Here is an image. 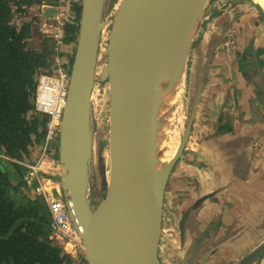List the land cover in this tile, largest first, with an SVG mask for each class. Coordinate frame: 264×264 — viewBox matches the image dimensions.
<instances>
[{
  "label": "water",
  "instance_id": "95a60500",
  "mask_svg": "<svg viewBox=\"0 0 264 264\" xmlns=\"http://www.w3.org/2000/svg\"><path fill=\"white\" fill-rule=\"evenodd\" d=\"M198 1L120 0L110 23L104 17L106 0L79 2L56 157L66 209L87 264H159L165 188L186 149L208 66V53L196 70L190 64L210 0H204L197 32L185 55L184 81L187 78L190 85L188 109L174 155L167 161L149 150L141 106L159 51L171 35L181 31L185 15ZM254 5L264 20L260 8ZM58 10L56 5L45 4L39 14L54 20ZM107 25L110 29L104 43ZM39 31L53 33L54 29L39 27ZM104 49L106 58L101 62ZM184 92L183 87L181 102ZM104 94H108L107 101V97L102 98ZM105 104L108 146L104 145L96 111ZM103 220L110 226L105 240L97 232ZM263 253L264 240L236 263L251 264ZM196 257L190 246L178 264H195Z\"/></svg>",
  "mask_w": 264,
  "mask_h": 264
},
{
  "label": "crops",
  "instance_id": "0c3cea01",
  "mask_svg": "<svg viewBox=\"0 0 264 264\" xmlns=\"http://www.w3.org/2000/svg\"><path fill=\"white\" fill-rule=\"evenodd\" d=\"M55 1L65 0L46 3ZM28 11L39 14L34 4ZM229 34L235 46L227 50ZM65 50L68 58L72 46ZM192 52L193 71L209 56L208 66L191 127L196 136L165 188L159 264L161 251L178 264L190 246L195 264H248L236 262L264 240V20L253 1L210 0ZM40 141L33 139L27 161Z\"/></svg>",
  "mask_w": 264,
  "mask_h": 264
},
{
  "label": "trees",
  "instance_id": "16d2710c",
  "mask_svg": "<svg viewBox=\"0 0 264 264\" xmlns=\"http://www.w3.org/2000/svg\"><path fill=\"white\" fill-rule=\"evenodd\" d=\"M79 2L69 0L68 15L73 17L63 25L67 44L75 43L77 37ZM43 3L0 0V264H87L83 256L74 260L50 240L45 202L25 194L23 176L27 168L15 161L28 159L33 139L44 135L45 117L33 113L29 118L28 113L33 109L36 75L52 70L56 52L49 37L52 44L44 42L40 50L29 46L30 24H17L14 17L22 15L26 7Z\"/></svg>",
  "mask_w": 264,
  "mask_h": 264
},
{
  "label": "built area",
  "instance_id": "2783aa9c",
  "mask_svg": "<svg viewBox=\"0 0 264 264\" xmlns=\"http://www.w3.org/2000/svg\"><path fill=\"white\" fill-rule=\"evenodd\" d=\"M56 19H44L41 27H52L53 33H48L54 44L56 54L52 60V70L41 72L36 77V88L33 94V110L45 117L44 135L41 152L32 164L24 163L30 169V179L34 177L36 184L33 191L41 196L47 208L50 219L49 238L70 256H78L83 248L73 225L64 201V187L56 176H53V167H57L52 146L58 136L61 116L67 96L69 72L61 65V48L63 46V25L68 19V6L58 4ZM47 33V32H45ZM232 44L231 40L225 42L226 46ZM52 170V171H51ZM45 175L47 178H44ZM58 180L59 185L51 181Z\"/></svg>",
  "mask_w": 264,
  "mask_h": 264
},
{
  "label": "bare ground",
  "instance_id": "6f19581e",
  "mask_svg": "<svg viewBox=\"0 0 264 264\" xmlns=\"http://www.w3.org/2000/svg\"><path fill=\"white\" fill-rule=\"evenodd\" d=\"M252 1L264 14V0ZM203 6L204 0L196 2L193 10L185 15L181 31L171 35L161 48L150 70L149 83L145 86V101L141 106L145 141L151 153L160 155L166 161L174 155L176 148L173 136L181 119L177 112L181 108L185 55L197 32ZM52 169L56 170L55 167ZM109 229L106 220L98 225L97 232L101 240L106 239Z\"/></svg>",
  "mask_w": 264,
  "mask_h": 264
},
{
  "label": "rangeland",
  "instance_id": "374dc122",
  "mask_svg": "<svg viewBox=\"0 0 264 264\" xmlns=\"http://www.w3.org/2000/svg\"><path fill=\"white\" fill-rule=\"evenodd\" d=\"M119 1L120 0H106V2H105L104 17H105L106 20L109 21V23L111 22L112 14L115 12L116 7H117ZM61 3L62 4L65 3V5L68 6L67 13L70 12L69 11L70 10L69 9V0H65V1H63ZM21 16H23L24 22H28L30 24V27H31V30H32L31 32H33V38H31V39L28 40V45L29 46L36 47L37 43L40 42L41 40H43V42L45 41L46 44H52V42L48 39V37L51 38L48 33H42V37L41 38H38V37H35L34 36L37 33V29H34L35 26H36V24L39 22V26L41 27V24L44 21V19L40 17V14H36L35 15L36 16V19H35L34 18L35 16L33 17V15L31 14V11H28L27 10L24 13H22ZM71 17H73V14L72 15H69L68 18L71 19ZM14 18L17 19L18 18V15H15ZM109 29H110V26L107 25V28L105 29V31L103 33V36H105L104 37V41H103L104 43L107 42V38H108V34H109ZM46 40H47V42H46ZM73 44L74 43H70L71 46H73ZM65 45L63 46L64 49H63V52H62V55H61V61H62V64L61 65L69 72L70 71V64H71V62L68 60L69 57L67 58L65 56V52H66ZM72 49H73V47H72ZM105 58H106V53H105V49H104L103 51H101V56H100L101 62H103ZM189 86H190L189 85V80L186 78L185 81H184V84H183V87H184V91L185 92L183 94V98H182V102H181V108L179 110V114L181 115V119H180L179 125H177V127H176V134L173 136L174 137L173 138V141L175 142L174 148L176 147V142L177 141L179 142V139H180V136H181V133H182V130H183V126H184L186 112H187V109H188L187 108V104H188V100H189V98H188V95H189L188 94L189 93ZM107 96H108V94H104V96L102 98H105ZM107 99H108V97L106 98V101H107ZM100 101H102V100H100ZM100 101H97V102L99 103ZM103 103H105V102H103ZM105 106H106V104L102 107V109H100L99 107H98L99 109L96 108V111H98L99 112L98 114H100L99 115V119H100L99 122H100V127H101V132H102L103 140H104V145L108 146V110H105L104 109ZM195 136H196L195 131L194 132L191 131L190 132V137L188 139V143H189L190 140H192L193 138H195ZM33 156H38V154H33ZM24 192H26V191H24ZM28 193L30 194L29 196L32 198V196H31L32 194L30 192H28ZM28 193H25V194L28 195ZM33 198H34V196H33ZM93 203L95 204V202H93ZM160 254H161V256H160V261H161L160 264H174V260L173 259H168V260L166 259L167 258V255L163 251H161ZM80 256H82V255H78L76 257V259H78ZM76 259L74 258V260H76Z\"/></svg>",
  "mask_w": 264,
  "mask_h": 264
},
{
  "label": "clouds",
  "instance_id": "9594fccd",
  "mask_svg": "<svg viewBox=\"0 0 264 264\" xmlns=\"http://www.w3.org/2000/svg\"><path fill=\"white\" fill-rule=\"evenodd\" d=\"M43 2H45V3H43L42 5H45V4H47L46 3V1L45 0H43ZM63 2V1H62ZM60 4H62L61 2H59ZM34 5H36V4H34ZM52 5H55V4H52ZM32 6V5H31ZM37 6V9H39V11H40V6L41 5H36ZM57 6V5H56ZM65 6H67V5H65ZM28 9H27V7H26V9H25V11H27ZM24 11V12H25ZM40 26L38 25V28H39ZM41 33H45V32H41ZM49 36V35H48ZM67 44V43H66ZM65 45V43H64V41H63V46ZM63 46H62V48H63ZM62 48H61V55H62ZM33 110V109H32ZM34 111V110H33ZM37 115H40V116H43V115H41V114H39V113H37ZM43 138V137H42ZM41 146H42V139H41V141H40V148L38 149V155L40 154V152H41ZM52 151H53V154H54V157H55V159L57 160V167H56V170H54L53 171V176H56L57 178H59V174H58V159H57V157H56V141L53 143V146H52ZM36 158H33V159H31V161H27L26 159L25 160H15L16 162H19L20 164H22L23 166H25L26 168H27V172L24 174V176H23V179H24V183H25V185H26V190H28L29 192H31V194L32 195H34V196H36V197H39V199L40 200H43L42 198H41V196L39 195V194H37V193H35L34 191H33V188H34V186H35V184H36V180L34 179V177H32L31 179H30V176H31V174H30V169L28 168V166H26L24 163H27V164H32V163H34L35 161H36V159H37V157L38 156H35ZM44 176V178H47L45 175H43ZM60 179V178H59ZM61 181V180H60ZM24 189V191H26L25 190V188H23ZM25 193H28L27 191L25 192ZM39 195V196H38ZM44 201V200H43ZM46 205V204H45ZM47 209V208H46ZM51 240V239H50ZM52 241V240H51ZM53 243H55L54 241H52ZM57 245H59V244H57ZM60 246V245H59ZM61 247V246H60ZM62 248V247H61ZM65 252V251H64ZM66 253V252H65ZM81 255V254H80Z\"/></svg>",
  "mask_w": 264,
  "mask_h": 264
},
{
  "label": "flooded vegetation",
  "instance_id": "af4514ba",
  "mask_svg": "<svg viewBox=\"0 0 264 264\" xmlns=\"http://www.w3.org/2000/svg\"><path fill=\"white\" fill-rule=\"evenodd\" d=\"M228 40H231V41H232V44H230L229 46H226V45H225V42L228 41ZM223 44L225 45V47L227 48V50H230L231 48H233V47L235 46V45H234V44H235L234 37L231 36L230 34L227 35V37H226L225 41L223 42ZM58 182H59L58 180H52V181H51V184H55V183H56L57 186H58V185H59ZM263 256H264V253H263L259 258H257L255 261H253L252 263H253V264L258 263V261L261 260ZM71 257H72V259H74V258L76 259L77 256H75V255H74V256L71 255ZM252 263H251V264H252Z\"/></svg>",
  "mask_w": 264,
  "mask_h": 264
}]
</instances>
